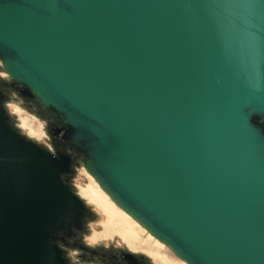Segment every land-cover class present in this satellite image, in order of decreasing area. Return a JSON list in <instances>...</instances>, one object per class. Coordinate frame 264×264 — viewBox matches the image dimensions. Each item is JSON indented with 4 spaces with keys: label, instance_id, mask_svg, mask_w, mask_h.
<instances>
[{
    "label": "water",
    "instance_id": "95a60500",
    "mask_svg": "<svg viewBox=\"0 0 264 264\" xmlns=\"http://www.w3.org/2000/svg\"><path fill=\"white\" fill-rule=\"evenodd\" d=\"M0 60L179 259L264 264V0H0ZM66 165L0 105V264H63Z\"/></svg>",
    "mask_w": 264,
    "mask_h": 264
},
{
    "label": "rangeland",
    "instance_id": "374dc122",
    "mask_svg": "<svg viewBox=\"0 0 264 264\" xmlns=\"http://www.w3.org/2000/svg\"><path fill=\"white\" fill-rule=\"evenodd\" d=\"M3 82L8 85L12 80H9V75L3 71L0 60V84ZM2 92L5 96L0 105L7 122L22 137L49 152L52 147L46 130L49 123L61 122L60 114L50 107H43L34 96L26 99L7 87ZM252 117L251 121L264 130V122H259L256 116V118ZM84 160V152L80 149L71 162V177L61 176V178L67 188L79 195L83 202L86 213L84 236L88 237L87 241L90 245H100L104 249L115 251L128 248L137 254L143 252L149 254L157 264H187L114 202L96 179L85 170Z\"/></svg>",
    "mask_w": 264,
    "mask_h": 264
},
{
    "label": "flooded vegetation",
    "instance_id": "af4514ba",
    "mask_svg": "<svg viewBox=\"0 0 264 264\" xmlns=\"http://www.w3.org/2000/svg\"><path fill=\"white\" fill-rule=\"evenodd\" d=\"M13 84V82H8V85L4 82L0 84L2 100L5 96L2 91L6 87L13 90ZM23 98L29 99L30 96ZM67 128V125L54 121V123H49L46 133L50 137L49 144L52 147V149H49V153L57 157L61 155L67 159L66 172L61 176L70 178L72 175L71 162L75 159L80 149L74 147L68 141ZM84 209L83 207L82 216L77 223H71L65 229L52 232L53 244L59 249L63 264H157L149 254H144L143 252L137 254L128 248L115 251L104 249L100 245H90L87 241L88 237L84 236L86 234L83 229L86 215Z\"/></svg>",
    "mask_w": 264,
    "mask_h": 264
},
{
    "label": "bare ground",
    "instance_id": "6f19581e",
    "mask_svg": "<svg viewBox=\"0 0 264 264\" xmlns=\"http://www.w3.org/2000/svg\"><path fill=\"white\" fill-rule=\"evenodd\" d=\"M96 182L98 183V181L96 180ZM77 195V194H76ZM79 198H80V196L79 195H77ZM81 199V198H80ZM114 200V199H113ZM114 202H115V200H114ZM125 210V209H124ZM126 211V210H125ZM128 214H130L128 211H126ZM131 215V214H130ZM131 217L132 218H134L136 221H138L133 215H131ZM138 223H140V225H142L143 227H145L141 222H139L138 221ZM153 235V234H152ZM162 242V241H161ZM163 243V242H162Z\"/></svg>",
    "mask_w": 264,
    "mask_h": 264
},
{
    "label": "trees",
    "instance_id": "16d2710c",
    "mask_svg": "<svg viewBox=\"0 0 264 264\" xmlns=\"http://www.w3.org/2000/svg\"><path fill=\"white\" fill-rule=\"evenodd\" d=\"M252 118H256L255 116H253Z\"/></svg>",
    "mask_w": 264,
    "mask_h": 264
}]
</instances>
